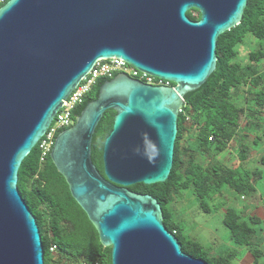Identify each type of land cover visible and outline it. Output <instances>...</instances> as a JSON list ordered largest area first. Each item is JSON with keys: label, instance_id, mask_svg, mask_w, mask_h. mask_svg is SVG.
I'll return each mask as SVG.
<instances>
[{"label": "water", "instance_id": "95a60500", "mask_svg": "<svg viewBox=\"0 0 264 264\" xmlns=\"http://www.w3.org/2000/svg\"><path fill=\"white\" fill-rule=\"evenodd\" d=\"M247 2L10 0L0 8V264H45L19 169L81 80L109 58L175 86L115 74L57 136L51 159L112 264H208L183 252L157 199L129 187L168 180L185 96L216 71L217 40L240 24ZM110 110L102 175L92 142Z\"/></svg>", "mask_w": 264, "mask_h": 264}, {"label": "trees", "instance_id": "16d2710c", "mask_svg": "<svg viewBox=\"0 0 264 264\" xmlns=\"http://www.w3.org/2000/svg\"><path fill=\"white\" fill-rule=\"evenodd\" d=\"M9 1L4 0L1 7ZM187 15L195 21L200 19L196 10L189 11ZM249 35L260 44L244 61L239 59L237 47ZM216 54V71L200 89L185 96V105L178 118L174 164L168 180L151 186L136 184L129 189L158 200L164 214V225L176 236L184 253L208 264H231L232 255L210 254V257L200 243L187 239L184 227L175 221L173 207L178 198L192 191L200 208L209 213L204 201L206 198H212L226 187L245 197L246 191L252 187L235 166L230 168L222 162L213 165V162L235 144L240 133L261 128L264 117V69H261L264 61V0H248L240 24L219 36ZM115 77L98 81L91 95L74 111L75 120L90 102L98 98L101 86ZM115 115L116 112L107 111L93 137L92 160L102 175L104 143L113 129ZM253 144L261 146L262 137H254ZM251 152L248 147H242L237 164L243 165L248 161ZM202 154L207 159L204 167L199 162V159L204 162ZM260 161L264 164V156ZM18 175L20 194L40 229L45 264L48 257L60 261L62 255L73 258V264H112L111 248L101 244L97 230L72 197L65 178L53 163L51 152L41 161L39 145L34 147L23 160ZM237 212L233 208L227 209L224 219L232 242L237 246H252L248 238L254 228L248 226ZM46 232L50 234V244H47ZM52 246L56 247L55 253L50 251Z\"/></svg>", "mask_w": 264, "mask_h": 264}, {"label": "rangeland", "instance_id": "374dc122", "mask_svg": "<svg viewBox=\"0 0 264 264\" xmlns=\"http://www.w3.org/2000/svg\"><path fill=\"white\" fill-rule=\"evenodd\" d=\"M259 44V40H256L251 35L247 36L244 43L237 47L238 52H240L239 59L241 58L245 61L250 52L259 48ZM262 67H264V61L261 65V69H264ZM192 136L195 135L193 134ZM254 137H262V145H259L260 147L254 146ZM192 139L194 140V138ZM242 147H248L250 152H252L248 161H245L243 165H238L237 156ZM202 156L204 162H202V159H199V162L204 167L207 159L204 154ZM263 156L264 117L261 119V128L257 130L248 129L244 133H240L235 144L217 156L213 162V165L216 162H222L230 168L235 166L245 179V182L250 181L252 187L246 191L245 197L236 195L230 188H223L212 198L204 200L207 209H209L208 213L200 208L199 201L194 196V193L188 191L183 195V198H178L174 205L175 221L181 223L184 227L187 239L200 243L209 255L214 254L222 257L232 255L231 264H262L264 262V164L260 161ZM229 208L237 210L243 221H246L248 226L254 228L252 236L248 238V242L250 241L252 246L242 247L241 245H234V242H232L230 230L224 223L225 214ZM249 219H254L253 224ZM45 236L47 244H50V234L46 232ZM211 255L210 257H212ZM73 261V258H65L62 255L60 261H55L53 258L48 257L46 264H73Z\"/></svg>", "mask_w": 264, "mask_h": 264}, {"label": "built area", "instance_id": "2783aa9c", "mask_svg": "<svg viewBox=\"0 0 264 264\" xmlns=\"http://www.w3.org/2000/svg\"><path fill=\"white\" fill-rule=\"evenodd\" d=\"M4 0H0V7ZM115 74H124L130 78L152 86H170L171 83L158 79L149 74L143 73L124 60L118 58L102 59L96 62L91 71L81 80L76 89L67 98L61 109L57 112L52 124L41 138L39 150L41 161H44L51 152L57 135L62 131L72 127L75 123L74 111L83 104L87 96L92 92L99 80L112 78ZM182 112V109L179 113ZM52 253L56 252V247L50 248ZM88 264V263H78Z\"/></svg>", "mask_w": 264, "mask_h": 264}, {"label": "crops", "instance_id": "0c3cea01", "mask_svg": "<svg viewBox=\"0 0 264 264\" xmlns=\"http://www.w3.org/2000/svg\"><path fill=\"white\" fill-rule=\"evenodd\" d=\"M255 216V215H254ZM212 255H214V254H212ZM215 256V255H214Z\"/></svg>", "mask_w": 264, "mask_h": 264}, {"label": "clouds", "instance_id": "9594fccd", "mask_svg": "<svg viewBox=\"0 0 264 264\" xmlns=\"http://www.w3.org/2000/svg\"><path fill=\"white\" fill-rule=\"evenodd\" d=\"M1 8V7H0ZM171 87V86H170Z\"/></svg>", "mask_w": 264, "mask_h": 264}]
</instances>
